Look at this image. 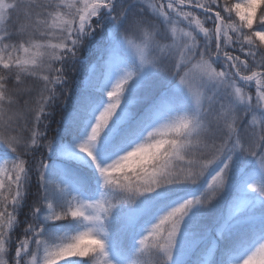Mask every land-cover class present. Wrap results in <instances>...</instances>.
<instances>
[{
  "label": "snow or ice",
  "instance_id": "obj_1",
  "mask_svg": "<svg viewBox=\"0 0 264 264\" xmlns=\"http://www.w3.org/2000/svg\"><path fill=\"white\" fill-rule=\"evenodd\" d=\"M0 264H264V0H0Z\"/></svg>",
  "mask_w": 264,
  "mask_h": 264
},
{
  "label": "trees",
  "instance_id": "obj_2",
  "mask_svg": "<svg viewBox=\"0 0 264 264\" xmlns=\"http://www.w3.org/2000/svg\"><path fill=\"white\" fill-rule=\"evenodd\" d=\"M103 33L97 31L95 38L81 48L79 59L75 63H69L66 67V75L68 77V87L71 89V95L68 99L69 109L72 102L75 100L79 91L83 88V81L88 75L90 67L96 63L101 55L104 47L102 39ZM66 110H62L58 103L52 117L50 127L55 130L60 127L61 117L66 115ZM210 223V221H208Z\"/></svg>",
  "mask_w": 264,
  "mask_h": 264
}]
</instances>
